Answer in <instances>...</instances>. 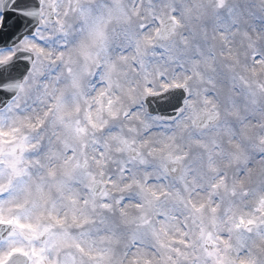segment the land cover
<instances>
[{
    "label": "snow or ice",
    "instance_id": "snow-or-ice-1",
    "mask_svg": "<svg viewBox=\"0 0 264 264\" xmlns=\"http://www.w3.org/2000/svg\"><path fill=\"white\" fill-rule=\"evenodd\" d=\"M0 264H264V0H0Z\"/></svg>",
    "mask_w": 264,
    "mask_h": 264
}]
</instances>
